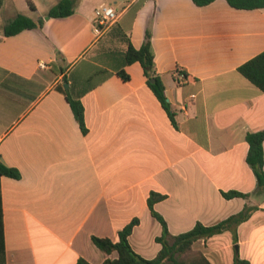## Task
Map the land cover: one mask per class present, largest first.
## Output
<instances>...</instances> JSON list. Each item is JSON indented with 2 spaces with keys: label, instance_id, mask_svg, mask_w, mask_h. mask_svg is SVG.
Here are the masks:
<instances>
[{
  "label": "crops",
  "instance_id": "0c3cea01",
  "mask_svg": "<svg viewBox=\"0 0 264 264\" xmlns=\"http://www.w3.org/2000/svg\"><path fill=\"white\" fill-rule=\"evenodd\" d=\"M59 1H47L33 19ZM74 1L73 15L10 37L5 26L28 16L26 8L6 0L0 7V156L21 173L0 179V264H102L118 254L102 252L92 238L117 242L135 218L130 243L153 260L163 229L148 205L152 192L166 196L154 209L172 235L255 207L233 231L200 239L193 250L211 264H234L237 256L264 264V191L256 192L246 141L264 131V93L239 72L264 52V8L236 9L227 0ZM102 5L119 17L98 33ZM148 31L170 110L141 64L125 62L129 43L140 49ZM68 97L83 104L87 133ZM232 191L249 197L223 196Z\"/></svg>",
  "mask_w": 264,
  "mask_h": 264
},
{
  "label": "trees",
  "instance_id": "16d2710c",
  "mask_svg": "<svg viewBox=\"0 0 264 264\" xmlns=\"http://www.w3.org/2000/svg\"><path fill=\"white\" fill-rule=\"evenodd\" d=\"M31 10L36 11V6L32 0H27ZM198 6H206L216 0H193ZM228 3L236 9L253 10L264 8V0H227ZM2 0H0V7ZM75 12L74 0H60L58 4L50 8L44 18L34 20L33 18L24 14H17V16L10 21L4 28V36L10 37L17 35L25 30L41 29L44 27L45 21L48 19L66 18L73 15ZM125 62L130 65L139 62L148 78V85L153 90L155 95L163 104L164 108L170 110L171 107L167 102L165 96V86L162 79L155 71V54L152 47V36L150 31L146 34V39L140 49H136L129 43L128 50L125 53ZM239 72L248 79L252 84L258 87L264 93V52L243 64L239 68ZM179 73L187 79V75L182 71ZM119 76L124 81H129L130 76L123 70L119 72ZM154 80V81H152ZM58 90L67 94L62 86ZM74 115L79 122L84 133H87L85 125V110L83 104L79 100H74L68 97ZM246 141L249 145V152L247 162L253 169L257 178V191H264V131L248 133ZM8 177L19 180L21 173L15 168L7 166L0 156V179ZM226 199L241 197L247 199L248 194L238 191L223 193ZM165 195L152 192L148 205L152 216L162 225V235L157 238V242L162 246L158 256L153 260H148L139 255L130 243V236L134 228L140 224V219H133L124 229L119 231L118 241L114 242L109 238H100L94 236L93 242L102 252L106 254L117 253L116 259H107L102 264H211V262L203 255L198 254L189 261H182L179 256L191 252L194 244L200 239H208L214 235L221 234L224 231L237 228L240 224L247 221L255 207L246 206L242 212L233 215L230 218L213 226H205L198 222L194 228L188 232L180 235H172L169 232L166 220L154 209L156 203L163 201ZM4 211L3 198L0 184V253L4 256ZM77 264H91L85 259H79ZM234 264H250L248 261L241 260L238 256L235 258Z\"/></svg>",
  "mask_w": 264,
  "mask_h": 264
},
{
  "label": "rangeland",
  "instance_id": "374dc122",
  "mask_svg": "<svg viewBox=\"0 0 264 264\" xmlns=\"http://www.w3.org/2000/svg\"><path fill=\"white\" fill-rule=\"evenodd\" d=\"M34 1V0H33ZM37 5H38V11H33L30 9L29 5H28V1L27 0H6V5L10 8V7H14V8H21V7H25L26 8V13L29 17L37 19V17L39 16L38 13H42V11H45L47 8V3L50 2V0H35ZM48 1V2H47ZM52 1V0H51ZM54 1V0H53ZM5 18H8V16H5ZM198 252L192 250L191 252L185 253L181 256H179V259L182 261H189L192 258H194L195 256H197Z\"/></svg>",
  "mask_w": 264,
  "mask_h": 264
},
{
  "label": "built area",
  "instance_id": "2783aa9c",
  "mask_svg": "<svg viewBox=\"0 0 264 264\" xmlns=\"http://www.w3.org/2000/svg\"><path fill=\"white\" fill-rule=\"evenodd\" d=\"M118 13L114 7L102 5L95 11V22H96V30L98 33L112 26L118 20ZM41 67L45 65L40 64ZM178 77L184 78L185 76L181 75L179 72L176 73Z\"/></svg>",
  "mask_w": 264,
  "mask_h": 264
},
{
  "label": "water",
  "instance_id": "95a60500",
  "mask_svg": "<svg viewBox=\"0 0 264 264\" xmlns=\"http://www.w3.org/2000/svg\"><path fill=\"white\" fill-rule=\"evenodd\" d=\"M152 81H154V80H152ZM67 86V85H66Z\"/></svg>",
  "mask_w": 264,
  "mask_h": 264
}]
</instances>
